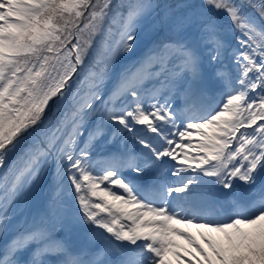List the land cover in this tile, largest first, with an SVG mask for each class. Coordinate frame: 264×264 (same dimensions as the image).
<instances>
[{
	"label": "snow or ice",
	"instance_id": "6c2138e0",
	"mask_svg": "<svg viewBox=\"0 0 264 264\" xmlns=\"http://www.w3.org/2000/svg\"><path fill=\"white\" fill-rule=\"evenodd\" d=\"M173 235L264 264V0H0V264H172Z\"/></svg>",
	"mask_w": 264,
	"mask_h": 264
},
{
	"label": "rangeland",
	"instance_id": "374dc122",
	"mask_svg": "<svg viewBox=\"0 0 264 264\" xmlns=\"http://www.w3.org/2000/svg\"><path fill=\"white\" fill-rule=\"evenodd\" d=\"M179 123V122H178ZM187 142V141H185ZM195 142V140H194ZM180 228L184 229L185 231L190 232L193 234L196 239L204 245L205 248H207V244L204 243L203 240L200 239L199 233L202 231H205L203 229H200L198 232L194 230H190L187 226V228H184V225H180ZM177 245H180L181 247H177L176 251L179 254V258L175 256L169 255L168 259L172 261V264H188V261L192 258L191 254L195 251V246L189 245L186 237L180 236V235H174L172 237Z\"/></svg>",
	"mask_w": 264,
	"mask_h": 264
},
{
	"label": "trees",
	"instance_id": "16d2710c",
	"mask_svg": "<svg viewBox=\"0 0 264 264\" xmlns=\"http://www.w3.org/2000/svg\"><path fill=\"white\" fill-rule=\"evenodd\" d=\"M90 56H91V54H90ZM73 79L75 80L76 77L74 76ZM75 87H76V85L73 84V88H75ZM55 107H56L55 101L50 102L49 107H48V110H47L46 115H45V119H47L48 116H51V115H52V112H53V110H54ZM58 115H59V114H57V118H58ZM47 183H48V182L45 181V186H47Z\"/></svg>",
	"mask_w": 264,
	"mask_h": 264
},
{
	"label": "bare ground",
	"instance_id": "6f19581e",
	"mask_svg": "<svg viewBox=\"0 0 264 264\" xmlns=\"http://www.w3.org/2000/svg\"><path fill=\"white\" fill-rule=\"evenodd\" d=\"M188 228L192 231V230H194V231H199L200 229H198V228H196L194 225H189L188 226Z\"/></svg>",
	"mask_w": 264,
	"mask_h": 264
}]
</instances>
